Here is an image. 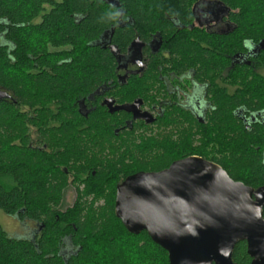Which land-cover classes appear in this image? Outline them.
<instances>
[{
  "label": "trees",
  "instance_id": "trees-1",
  "mask_svg": "<svg viewBox=\"0 0 264 264\" xmlns=\"http://www.w3.org/2000/svg\"><path fill=\"white\" fill-rule=\"evenodd\" d=\"M108 1H116L121 18L132 17L134 26L119 28L120 10ZM189 1L0 0V91L7 93L0 100V211L36 227L33 240L0 228V264H168L167 253L145 232L131 235L115 217V193L126 177L164 170L188 148L141 137L123 141L109 156L97 154L100 140L114 139V118L97 105L99 99L87 97L115 81L112 55L96 45L105 33L114 28L109 40L123 49L136 33L171 26L165 15L188 16ZM220 1L233 11V46L242 38L264 41V0ZM212 43V51L189 42L171 43V50L191 52L205 68L222 63L217 51L223 42ZM254 63L264 68V52ZM238 73L230 72L231 83ZM244 80L242 91L218 96L208 135L213 151L199 147L188 154L211 160L233 181L257 190L264 188V126L247 129L234 115L237 108L247 116L264 110V78L246 69ZM126 87L124 98H145L142 79ZM82 100L95 108L86 118L77 112ZM70 187L75 200L61 211ZM231 258L250 264L245 242L234 246Z\"/></svg>",
  "mask_w": 264,
  "mask_h": 264
},
{
  "label": "flooded vegetation",
  "instance_id": "flooded-vegetation-1",
  "mask_svg": "<svg viewBox=\"0 0 264 264\" xmlns=\"http://www.w3.org/2000/svg\"><path fill=\"white\" fill-rule=\"evenodd\" d=\"M111 2L113 4L108 1L120 10L116 1ZM189 2L188 16L165 15L164 21L171 26H163L161 31L152 28L145 36L136 33L123 49L116 47L107 37L97 41V46L107 49L112 55L115 78L113 84L99 86L87 97L88 102H96L94 98L99 99L97 105L114 118L110 122L114 139L105 138L98 142L99 145L114 143L117 148L123 141L131 144L134 139L142 137L145 140L155 139L188 148L177 160L196 157L212 162L188 152L199 147L213 151V143L208 135L213 134V119L219 110V95L229 96L235 94L237 89L242 91L246 69L264 78V68L257 67L254 63L264 52V41L253 43L242 38L237 46H233L229 42V36L237 28L230 17L233 11L220 0ZM125 24L133 27L134 20L132 17L121 18L120 10L117 26L122 28ZM110 31L113 33L114 28ZM219 38L223 42V48L217 52L222 57V63H212L205 68L200 66L198 58L191 52L173 53L171 50V43L181 45L182 42H189L212 51L213 40ZM2 41L0 44H5L3 38ZM230 45L233 46L232 53L229 51ZM235 69L239 72V80L233 84L228 77ZM132 79L144 81L145 98L135 97L130 100L122 96L127 93L126 85ZM122 98L124 100L120 102ZM108 100L113 101V107L140 101L134 106L136 118L134 119L133 112L109 113L104 105ZM93 105L82 100L78 105V114L86 118L95 109ZM234 116L247 129L252 125L264 126V110L247 116L237 108ZM261 152L264 161V148ZM12 218L25 228L30 227L29 223ZM35 231L36 227L28 237L17 238L33 240Z\"/></svg>",
  "mask_w": 264,
  "mask_h": 264
},
{
  "label": "water",
  "instance_id": "water-1",
  "mask_svg": "<svg viewBox=\"0 0 264 264\" xmlns=\"http://www.w3.org/2000/svg\"><path fill=\"white\" fill-rule=\"evenodd\" d=\"M6 97L0 91V100ZM139 103L104 105L109 113L133 112L135 119ZM263 208L264 188L233 181L217 164L196 157L126 177L114 200V215L124 229L134 236L145 232L167 253L168 264H234L239 242H245L250 264H264Z\"/></svg>",
  "mask_w": 264,
  "mask_h": 264
},
{
  "label": "rangeland",
  "instance_id": "rangeland-1",
  "mask_svg": "<svg viewBox=\"0 0 264 264\" xmlns=\"http://www.w3.org/2000/svg\"><path fill=\"white\" fill-rule=\"evenodd\" d=\"M58 1V0H56ZM3 42L2 38L0 37V43ZM116 148L114 143H109L107 145H101L100 151L96 152L97 154H104L106 156L111 155L112 151H115ZM151 153H154V150H150ZM161 153V152H156ZM154 153V154H156ZM75 200V193L73 187L68 188L63 193V199L61 201L60 210L64 211L65 209L72 206L73 202ZM30 227L25 228L21 224H19L15 219L5 216L0 211V228L5 231L9 236L11 237H28L27 235L30 233L31 230L35 229L34 224H29Z\"/></svg>",
  "mask_w": 264,
  "mask_h": 264
}]
</instances>
